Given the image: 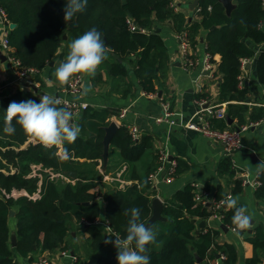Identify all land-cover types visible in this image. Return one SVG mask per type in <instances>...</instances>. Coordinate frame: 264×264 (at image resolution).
<instances>
[{"label":"trees","instance_id":"trees-1","mask_svg":"<svg viewBox=\"0 0 264 264\" xmlns=\"http://www.w3.org/2000/svg\"><path fill=\"white\" fill-rule=\"evenodd\" d=\"M171 3L172 0H126L125 4L121 0H88L86 10L74 17L75 28H68L69 22L63 20L66 0H0V10L8 23L16 25L7 34L10 55L20 67L34 69L36 72L33 75L37 79L56 53L59 52L62 62L71 41L95 27L103 34L106 46L110 47L107 56L114 57L109 61L106 56L100 66L109 76L125 77L128 71L125 61L130 62L129 58L133 55L134 74L141 89L147 93L155 92L154 81L168 58L165 42L156 31L158 26L170 22L177 34L187 26L192 49L199 33L204 31L210 61L215 64L213 57L220 56L215 66V72L220 75L218 96L221 103H226L225 116L212 119V127L219 130L231 128L226 117L236 120V126L232 128L260 122L264 118L263 109L247 112L246 106L235 102H243L246 94V89L239 87L241 63L254 56V50L246 41L255 44L264 42L263 0H235V8L229 16L220 0H199L198 17L189 22L182 13L173 10ZM64 35L66 40H63ZM61 43H65L62 51ZM256 73L259 81L264 82V52L257 57ZM28 99L39 102L30 92L20 90L0 103V264H17L15 253L27 258L36 251L65 250L73 219L81 223L91 237L89 249L92 252L104 244L105 235L94 223L101 216L102 206L96 200L97 194L91 190L101 179L96 167L102 161L103 127L109 124L104 122V118L108 111L87 107L82 112L76 121L81 132L74 143H65L70 158L63 160L57 148L45 149L29 143L26 148L18 149L29 139L18 124L15 125L14 135L4 133V117L9 103ZM110 145L119 150L121 162L131 167L134 176L136 164L144 173L138 185L110 191L103 196L104 218L115 240L127 234L130 215H125V210L140 208V220L145 224L151 216V197L155 193L149 175L160 166V162L159 151L153 156L151 138L143 136L132 140L125 126L118 128ZM174 162L173 176L176 178L187 166L180 160ZM9 167L14 170L13 173ZM34 167H39L37 173L41 174V179L29 176ZM46 170L51 174L74 171L76 179L73 184L61 179L53 180ZM217 171L221 177H227L231 186L228 191L219 186L208 199V186L199 190L194 185H187L163 204L162 216L166 220L155 221L151 225L156 242L147 246L150 264H198L196 257L201 261L214 262L221 254L225 255V264L236 262L235 247L217 243L219 229L207 226L197 229V221L204 222L216 214L226 228L236 231L232 224L235 210L224 205L215 208V205L224 201L227 195L234 198L246 184L244 178L238 176L230 157L222 158ZM256 181L255 198L264 203V173L257 175ZM20 190L26 194L15 197L14 191ZM198 191L203 199L211 200V204L196 201ZM37 192L40 197L33 198ZM11 210L16 220L15 247L10 242ZM248 241L253 247V256L247 263L261 264L264 257L263 224L254 228ZM74 264L85 263L77 258ZM105 264H117L116 255L106 260Z\"/></svg>","mask_w":264,"mask_h":264},{"label":"crops","instance_id":"crops-1","mask_svg":"<svg viewBox=\"0 0 264 264\" xmlns=\"http://www.w3.org/2000/svg\"><path fill=\"white\" fill-rule=\"evenodd\" d=\"M191 2L192 0H172L175 6L173 10L182 13L187 22L196 20L198 17V15L189 12L187 9V6ZM233 5H235V0L227 1V10L229 9L230 11ZM158 29L165 42L168 58L167 63L158 72L157 78L154 81V93H147L141 89L139 81L133 71L134 64L132 59L134 56L131 55L129 58L131 61H125L128 69L125 77L114 78L109 76L106 70L99 65L94 76L79 74L82 79L80 91L76 95L69 94L65 90V84H60L54 74L56 67L60 64L58 52L51 60L53 66L48 65L46 69L39 73L38 79L35 75L31 74L24 79L18 80L9 61L7 59L5 61L0 59V103L5 97L21 90L30 92L38 99L42 95L49 94L59 99L85 102L92 110H107L108 113L104 118L105 123L115 122L118 128L120 126L127 127L133 125L137 128L140 137H150L153 144V156L156 152L163 151L169 161L174 162L180 160L186 164L187 168L182 167L184 171L170 182L163 179L165 170L162 171L160 178L154 180L153 183L150 181L153 184L152 188L155 193L151 197L152 200L159 198L162 204H164L170 201L176 192L183 190L187 185H196L199 190L204 186H208L209 192L206 194L208 199H210V196L214 194L217 187L222 186L227 191L231 187L227 177H221L217 171L218 164L223 158L222 148L217 142L200 133L185 129L183 123L206 104L223 110L225 115L226 103H221L218 96V81L220 75L215 72V66L219 63L220 56L215 55L213 57L215 64H213L212 70H204L203 59L207 52L205 33L204 31L200 32L193 49L197 59V65L187 70L179 55L177 33L170 22L161 23ZM8 32V27L4 25L0 18V41ZM66 39L67 36L65 35L63 40ZM246 43L254 50V56L245 59V63L241 66L239 87L246 89V94L243 102L235 103L246 106L248 109L247 112L253 109L264 110V82L259 81L256 73V60L264 52V42L255 44L247 40ZM64 47L65 43H61L60 50L62 51ZM107 59L111 61L114 57L108 55ZM31 85L34 86V89ZM85 87H90V91L86 96L81 95ZM165 104L168 105L170 112L173 114L168 121L157 122L156 119L162 115V106ZM122 109H126V113L122 119H119L118 116ZM81 114L79 117H81ZM77 122L73 123L77 124ZM255 124L258 125L241 132V147L232 155L235 169L239 173L238 176H244L249 180V183L234 198L238 200V204L247 208L248 214L252 217V227L241 231H233L225 227L227 231L224 232L221 229L223 224L220 218L210 217L204 221L205 227L207 226L214 230L219 229L220 235L216 239L217 243L235 247L237 258L234 264H248L247 260L253 256V247L249 243L248 237L255 227L260 224L264 225V203L255 198L256 187L253 184L258 175L254 166L261 159H264V118ZM231 125L235 127L236 120H232ZM228 126L230 125L228 124ZM232 127L226 129H233ZM29 143H32L30 139L18 149L26 148ZM14 149L18 150L17 148ZM60 151L59 149L58 152ZM80 161L82 162L83 160ZM139 167L141 166L135 165L136 176H134L131 167L121 162L119 150L111 145L109 147L105 169L103 170V161H99L96 167L101 179L95 182L96 185L91 192L97 194L96 200L102 206V213L98 219L99 223L96 225L102 229L105 235L104 240L111 237L114 241L111 232L105 227V201L103 196L110 191L124 189L133 184L138 185L139 178L144 177V173ZM9 169L11 173L14 172L11 167ZM37 171L39 172V167H34L32 175L29 176H38L41 179L42 176ZM2 172L7 173L5 171ZM48 175L51 176V172H48ZM52 175L55 176L51 177L54 178L53 180L61 179L66 183L73 184L76 179L67 176L65 173ZM40 183L41 181H39ZM21 194H26V192L20 190L14 191L13 193L15 197ZM35 194L39 193L37 192ZM164 220L166 219L164 218ZM200 222L197 221L198 230H200L198 227ZM9 226L12 233H14L16 220L13 216L10 219ZM81 226V223H78L75 219L72 220V223L69 225V233L66 239L67 248L65 250L58 249L52 252L36 251L27 258L15 253V262L17 264H34L41 256H45L48 264H74L77 258L85 264H105L106 260L117 255V250L114 245L105 243L99 250L92 252L89 249L91 237ZM262 260L263 262L261 264H264V257ZM211 263L201 261L198 264ZM222 264L225 263L223 262Z\"/></svg>","mask_w":264,"mask_h":264},{"label":"clouds","instance_id":"clouds-1","mask_svg":"<svg viewBox=\"0 0 264 264\" xmlns=\"http://www.w3.org/2000/svg\"><path fill=\"white\" fill-rule=\"evenodd\" d=\"M88 0H66L63 8V20L65 23L74 20L78 13L86 10ZM103 34L93 27L68 45V54L55 69V77L60 84H67L70 78L76 74L94 76L97 68L106 59L109 52ZM90 87H85L81 95L86 96ZM63 102L58 97L45 94L39 102L28 99L20 102H10L4 117V133L14 135L15 125L18 124L25 135L33 144L45 149H60V158L67 160L70 153L65 143H74L81 128L73 123V113L67 107H59ZM15 121V124H14ZM257 174L264 173V159L254 166ZM223 203L228 209H234L232 224L236 231L246 230L252 227V217L247 208L238 206V200L231 196ZM141 209L132 207L125 210V215H130L126 236L111 237L104 240L105 244H113L117 250V264H150V256L147 246L156 242V234L153 227L140 220Z\"/></svg>","mask_w":264,"mask_h":264},{"label":"built area","instance_id":"built-area-1","mask_svg":"<svg viewBox=\"0 0 264 264\" xmlns=\"http://www.w3.org/2000/svg\"><path fill=\"white\" fill-rule=\"evenodd\" d=\"M171 6L173 9L175 8L173 3H171ZM198 12H199V8L197 6L194 10V13L198 15ZM0 18H2L3 20H6L1 10H0ZM177 37H178V42H179V55L183 61L184 67L187 70L194 68L197 65V59L195 57V53L191 47V43H190V40L187 34V26L182 28V30L177 34ZM10 50L11 48L8 43L7 35H5L0 41V51L4 53V55L6 56V59L9 61L12 67V70L14 71V74L18 80L24 79L26 78V76L31 75V74L33 75L36 72L32 68L20 67L18 61L15 60V58L10 55ZM210 60H211L210 55L208 53H205L204 59H203V68L206 71L207 70L210 71L213 68V63ZM244 63H245V60L242 61L241 66H243ZM81 82H82V79L79 75L72 76L69 82L65 84L64 86L66 92L72 95H76L80 91ZM0 91H1V86H0ZM61 101L63 102L61 104L62 107H67L70 111H72L73 117H74L72 122H76L80 118L79 116L82 113V111H84L88 107L87 103L79 102L77 100L61 99ZM162 107H163V113L159 118L156 119L157 122L168 121L169 118L173 114L172 112H170L167 104L163 105ZM125 113H126V109H122L119 113L118 118L122 119ZM224 116L225 115L223 113V110L218 109L215 106H210V105L203 106V108H200L186 122L183 123V127L185 129L200 133L201 135L217 142L222 148L223 157L232 158V155L234 154V152L238 148L241 147V144H240L241 143L240 142L241 132L250 127L256 126L258 124H255V123L246 124L238 128L223 129V130L213 128L211 125V120L217 119V118H223ZM126 129L132 140L139 139L140 134L136 127L132 125V126H127ZM158 160L160 162V166L149 175V180L153 183L154 180H157V178H160L162 171L165 170V176L163 179L167 182L172 181L174 179L173 172H174L175 162L169 161L167 155L163 151H159ZM165 166L167 167L165 168ZM51 177H55V176L51 174ZM244 183L245 184L249 183V180L246 177H244ZM253 184H254V187H256L258 185V182L255 180ZM194 186L197 187L196 185ZM34 196L35 198L40 197L39 194H35ZM229 196L231 195H227L226 198ZM195 200L202 201L203 203L207 201L206 203L208 205L211 204V200L203 199V197L200 194V191L196 192ZM221 205L225 206L223 201L217 203L215 205V208H219ZM212 218L218 219L220 217L214 214L212 215ZM94 223L98 224L99 222L98 220H96ZM105 225H106L105 227L111 232V234L114 235L109 225L107 223ZM63 254H65V252H63ZM224 261H225V255L221 254L217 256V259L211 264H222ZM34 264H48V260L45 256H41Z\"/></svg>","mask_w":264,"mask_h":264},{"label":"water","instance_id":"water-1","mask_svg":"<svg viewBox=\"0 0 264 264\" xmlns=\"http://www.w3.org/2000/svg\"><path fill=\"white\" fill-rule=\"evenodd\" d=\"M121 1H122L123 4L126 3V0H121ZM220 1H221L222 5L225 8L226 14L229 16L231 11L235 8V5H233L231 7L230 11H229V9L227 10V7H226L227 1H229V0H220ZM198 3H199V0H192V2L187 6L188 11L189 12H193L195 10V8L197 7ZM2 21H3L4 25L8 27L9 30H12V29H14L16 27V25L14 23H8L6 20H3V19H2ZM75 27H76L75 20L68 23V28H75ZM156 31L159 32V29H157ZM63 37L65 38V35ZM108 49H110V47ZM0 59L4 60V61L6 60V56H4L1 51H0ZM49 65L53 66V62L51 61L49 63ZM32 88L34 89V86H32ZM205 106H207V104ZM226 120H227L229 125L232 124V120H230L227 117H226ZM117 130H118V126H117V124L115 122H110L109 125L104 128V136H103V139H102V145H103V152H102L103 170L105 169L106 164H107V158H108L109 147H110V144H111V139L114 136V134L117 132ZM251 155H253V154H251ZM250 157L252 158V156H250ZM65 174L67 176L73 178V179L76 178V173L74 171H67V172H65ZM200 188H201V186H200ZM151 209H152L151 216L147 220L146 226L147 225L151 226L152 223L155 222V221H163L164 220V218L162 216L163 204H162L161 200H159V198H154L152 200ZM9 216L10 217L14 216V211L11 210L9 212ZM204 226H205V223L203 221H201L198 224V227L200 229H202ZM221 229L224 232L227 231V229L223 225L221 226ZM10 242H11V246L15 247V245H16V236H15L14 233L11 234ZM196 260H197V263L201 262V260L199 258H197V257H196Z\"/></svg>","mask_w":264,"mask_h":264},{"label":"rangeland","instance_id":"rangeland-1","mask_svg":"<svg viewBox=\"0 0 264 264\" xmlns=\"http://www.w3.org/2000/svg\"><path fill=\"white\" fill-rule=\"evenodd\" d=\"M192 13H194V11Z\"/></svg>","mask_w":264,"mask_h":264}]
</instances>
